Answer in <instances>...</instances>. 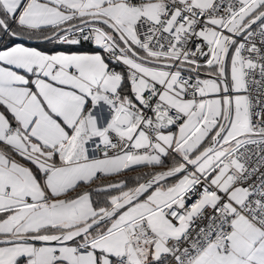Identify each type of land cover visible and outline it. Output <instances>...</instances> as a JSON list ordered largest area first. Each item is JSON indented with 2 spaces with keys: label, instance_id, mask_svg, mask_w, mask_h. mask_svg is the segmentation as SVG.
<instances>
[{
  "label": "snow or ice",
  "instance_id": "6c2138e0",
  "mask_svg": "<svg viewBox=\"0 0 264 264\" xmlns=\"http://www.w3.org/2000/svg\"><path fill=\"white\" fill-rule=\"evenodd\" d=\"M0 264H264V0H0Z\"/></svg>",
  "mask_w": 264,
  "mask_h": 264
}]
</instances>
